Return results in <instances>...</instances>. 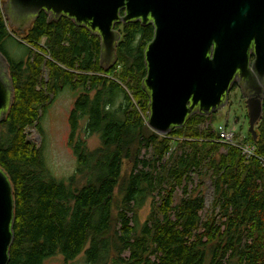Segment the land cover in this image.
I'll use <instances>...</instances> for the list:
<instances>
[{
  "label": "trees",
  "instance_id": "16d2710c",
  "mask_svg": "<svg viewBox=\"0 0 264 264\" xmlns=\"http://www.w3.org/2000/svg\"><path fill=\"white\" fill-rule=\"evenodd\" d=\"M121 32L117 63L105 71L100 38L88 28L67 19L49 22L41 13L21 35L0 7V51L14 88L0 124V168L15 201L8 264H43L57 255L70 262L81 254L86 264H264L258 159L264 155V95L257 141L249 133L244 139L256 147L248 159L220 141L211 121L204 125L212 115L192 114L184 126L159 135L147 126L142 85L153 28L123 25ZM8 40L21 59L9 57ZM66 87L81 89L69 117L77 167L58 181L47 175L27 129L38 130L45 108ZM84 118V135L100 140L93 150L77 136ZM78 177L84 183L77 184ZM204 181L212 188L208 206Z\"/></svg>",
  "mask_w": 264,
  "mask_h": 264
},
{
  "label": "water",
  "instance_id": "95a60500",
  "mask_svg": "<svg viewBox=\"0 0 264 264\" xmlns=\"http://www.w3.org/2000/svg\"><path fill=\"white\" fill-rule=\"evenodd\" d=\"M10 28L23 34L43 12L68 16L100 38L99 64L117 63L115 26H154L144 50L149 97L147 126L166 135L192 114L214 117L237 79L245 98L248 133L257 141L264 95V0H0ZM125 15L120 17V11ZM14 102L9 62L0 51V124ZM39 137V136H37ZM255 146V145H254ZM256 148V147H255ZM212 191V189H211ZM205 197V203L208 205ZM14 191L0 168V264L9 263Z\"/></svg>",
  "mask_w": 264,
  "mask_h": 264
},
{
  "label": "rangeland",
  "instance_id": "374dc122",
  "mask_svg": "<svg viewBox=\"0 0 264 264\" xmlns=\"http://www.w3.org/2000/svg\"><path fill=\"white\" fill-rule=\"evenodd\" d=\"M5 50L10 58L15 60L21 59V55L18 51L16 52L17 49L12 40L6 42ZM46 58H49L48 55H46ZM43 72V78H46L45 69H43ZM80 92L81 89L73 90L68 87L58 92L50 104L45 108L44 113L39 120L38 130L36 127L27 129L28 140L41 149L42 160L47 175L58 181L67 180L74 174L77 167L76 156L69 145V137L71 133L69 117L70 112L74 107L75 100ZM245 106V98L242 96L241 91L238 88L233 89L228 95V101L225 108L208 120L204 125H209V121H211L213 129H215L218 125H224L227 122L230 125L235 124L238 141L248 143L244 140L249 129ZM85 123V118L80 120L77 136L86 142L89 150H93L100 145V140L98 135L90 137L84 135L83 129ZM0 130L3 129L0 128ZM125 168L127 169V166ZM82 183H84V181L78 177L77 184ZM211 189V183L209 181H204L201 190L204 196L208 199V204H210L212 200ZM177 194L180 195V191ZM149 211L150 203L148 202L138 212L139 222L145 220ZM43 264H86V262L83 254L70 262H65L60 255H57L47 259Z\"/></svg>",
  "mask_w": 264,
  "mask_h": 264
},
{
  "label": "built area",
  "instance_id": "2783aa9c",
  "mask_svg": "<svg viewBox=\"0 0 264 264\" xmlns=\"http://www.w3.org/2000/svg\"><path fill=\"white\" fill-rule=\"evenodd\" d=\"M0 7H2L1 2ZM215 131L217 132L221 142L239 148L246 159L251 157L256 152V148L253 143L238 141L235 124L230 125L227 122L224 125H218L217 128L215 127ZM258 159L261 166L264 168V155L260 156Z\"/></svg>",
  "mask_w": 264,
  "mask_h": 264
},
{
  "label": "flooded vegetation",
  "instance_id": "af4514ba",
  "mask_svg": "<svg viewBox=\"0 0 264 264\" xmlns=\"http://www.w3.org/2000/svg\"><path fill=\"white\" fill-rule=\"evenodd\" d=\"M43 13L47 16V20L49 22H52V21L53 22H58V21H61L62 19H67V20L72 21L73 23H75L72 19H69L68 16H65L63 14H61L59 16H56L52 12H49V13L43 12ZM119 15H120V17H123L125 15V10H121ZM133 24L134 25H141L143 27L151 26L153 28V34H154V26H153V24L151 22H149L146 25H143L140 21L129 22V23H120V24H118V25L115 26V30L120 34V39L122 37V32H121L122 26L123 25H133ZM80 27H82V26H80ZM21 35H23V34H21ZM117 46H118V43H117ZM236 88H238L240 91H242L237 79L235 80L234 85H233L231 91L233 89H236Z\"/></svg>",
  "mask_w": 264,
  "mask_h": 264
}]
</instances>
